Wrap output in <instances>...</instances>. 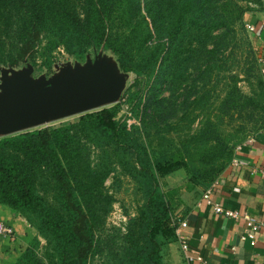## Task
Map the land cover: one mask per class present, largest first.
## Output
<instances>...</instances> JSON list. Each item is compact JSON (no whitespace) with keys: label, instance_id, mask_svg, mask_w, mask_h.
<instances>
[{"label":"trees","instance_id":"trees-1","mask_svg":"<svg viewBox=\"0 0 264 264\" xmlns=\"http://www.w3.org/2000/svg\"><path fill=\"white\" fill-rule=\"evenodd\" d=\"M218 1L0 0V66L19 67L26 61L35 73L40 67L49 74L61 51L83 61L103 46L121 71L155 75L156 90L167 72L165 57L177 69L179 55L187 51L186 38L193 58L194 53L198 58L202 51L208 53L205 65L211 63L210 73L218 69L211 60L214 49L206 50L208 39L220 29L230 33L244 12L240 0ZM260 86L258 104L264 111L263 82ZM151 99H141L145 117ZM114 116V108H102L75 121L0 138V205L36 232L13 264H89L104 252L115 264H162L159 233L170 218V205L148 154ZM211 124L207 118L181 146L190 181L205 189L229 164L237 146L228 147L229 141L223 142ZM113 166L137 174L151 203L128 221L125 233L110 236L104 225L112 197L104 182Z\"/></svg>","mask_w":264,"mask_h":264},{"label":"rangeland","instance_id":"rangeland-1","mask_svg":"<svg viewBox=\"0 0 264 264\" xmlns=\"http://www.w3.org/2000/svg\"><path fill=\"white\" fill-rule=\"evenodd\" d=\"M146 0H141L144 3ZM225 2L219 0L218 4ZM244 12L238 24L230 33L220 29L209 38L206 50L214 49L211 60L218 69L210 73L206 66L208 53L201 52V57L190 55L188 38L184 40L185 53L179 55V66L174 70L171 59L165 57L164 80L154 90L153 77H136L131 71L128 82L118 103L104 108H114L115 120L125 123L132 133V139L153 162L160 190L170 205L171 215L160 228L162 238L160 260L162 264H187L173 234L177 223V211L182 204L183 194L191 192L197 186L189 179L187 168L183 165L182 143L203 125L208 118L221 135L228 147L239 145L247 138H255L264 133V111L258 104L261 94V82L264 84L262 60L264 58L261 34L262 25L256 34L246 30L245 24L254 19L263 24L264 0H240ZM117 22V20H115ZM166 39L164 38L161 43ZM155 38L149 46H153ZM148 45V43H147ZM166 56V54L164 53ZM69 59L61 53L56 55L54 63ZM39 60L37 61V63ZM170 63V65H169ZM46 69L37 67L35 75ZM35 72V71H34ZM47 74V72H46ZM146 81H149L146 84ZM152 96L147 116L143 115L141 99ZM253 101V102H251ZM258 105H255L256 103ZM235 107L230 109L231 105ZM156 110L153 111V109ZM256 107L257 109H254ZM102 108L89 111L92 113ZM263 109V108H262ZM151 113V115H149ZM146 114V113H145ZM82 115V114H81ZM81 115H75L59 121L39 126L35 129L48 128L62 122L75 121ZM149 115V116H148ZM157 117V118H156ZM156 118V120H155ZM170 125V126H169ZM34 130V129H33ZM141 149H136L141 152ZM96 151H92L91 160H95ZM220 175L216 174V176ZM106 192L112 197V204L105 219V233L114 235L116 231L125 233L128 221L136 218L151 200L145 195V186L138 175L127 173L118 166L104 182ZM36 234V232H35ZM41 244L44 240L40 238ZM11 243V241H9ZM89 264H115L107 253L97 255Z\"/></svg>","mask_w":264,"mask_h":264},{"label":"crops","instance_id":"crops-1","mask_svg":"<svg viewBox=\"0 0 264 264\" xmlns=\"http://www.w3.org/2000/svg\"><path fill=\"white\" fill-rule=\"evenodd\" d=\"M264 21V20H263ZM264 23V22H263ZM264 47V28L261 34ZM264 53V49H263ZM254 143L236 154L239 166L229 164L220 174L223 184L211 195L214 202L230 209L246 212L264 223V133ZM205 188L195 187L183 194L177 211L179 220L187 223L189 251L199 254L203 264H264V227L256 231V242L250 246L241 240L245 222L215 215L202 198ZM0 221L11 226L14 241L0 236V264H13L35 231L21 216H14L9 208L0 205Z\"/></svg>","mask_w":264,"mask_h":264},{"label":"water","instance_id":"water-1","mask_svg":"<svg viewBox=\"0 0 264 264\" xmlns=\"http://www.w3.org/2000/svg\"><path fill=\"white\" fill-rule=\"evenodd\" d=\"M129 74L101 46L83 61L53 63L35 75L25 61L0 66V138L118 103Z\"/></svg>","mask_w":264,"mask_h":264},{"label":"built area","instance_id":"built-area-1","mask_svg":"<svg viewBox=\"0 0 264 264\" xmlns=\"http://www.w3.org/2000/svg\"><path fill=\"white\" fill-rule=\"evenodd\" d=\"M264 25L259 20L257 22L248 21L245 24V28L248 32L256 34L259 28ZM262 72L264 73V58L262 60ZM254 143V138H247L242 143L237 145L234 149V156L229 162V166L233 169L239 166V160L236 157L238 152ZM260 174L264 175V170H260ZM223 184V180L219 175L204 191L202 198L205 200L206 205L211 209L213 214L224 216L226 218H231L233 220H243L245 222L244 233L240 236L241 240H246L249 242L250 246H253L256 242V231L260 227H264V223L258 222L254 217L248 215L246 212H241L237 209H230L216 203L211 198V195L218 190ZM174 227V235L178 241L181 252L183 253L187 264H203L202 258L199 254H192L189 251L188 237L185 234L187 229V223L182 220H177ZM0 236L6 237L10 241H14V231L13 228L7 225L5 222L0 221Z\"/></svg>","mask_w":264,"mask_h":264}]
</instances>
